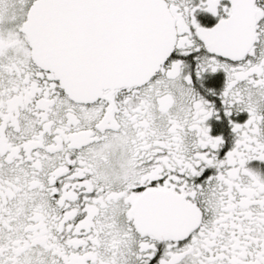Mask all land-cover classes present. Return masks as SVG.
<instances>
[{"label": "snow or ice", "instance_id": "6c2138e0", "mask_svg": "<svg viewBox=\"0 0 264 264\" xmlns=\"http://www.w3.org/2000/svg\"><path fill=\"white\" fill-rule=\"evenodd\" d=\"M0 264H264V0H0Z\"/></svg>", "mask_w": 264, "mask_h": 264}]
</instances>
